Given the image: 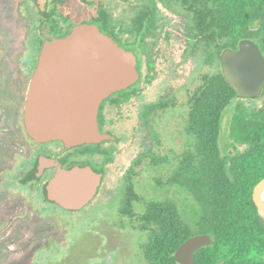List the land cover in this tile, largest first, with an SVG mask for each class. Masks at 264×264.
I'll return each mask as SVG.
<instances>
[{"label": "flooded vegetation", "instance_id": "flooded-vegetation-1", "mask_svg": "<svg viewBox=\"0 0 264 264\" xmlns=\"http://www.w3.org/2000/svg\"><path fill=\"white\" fill-rule=\"evenodd\" d=\"M169 14L183 19L186 17L162 0H0V183L9 185L11 189V194H5L0 184V237L9 230L17 234L23 229L30 231L29 238L20 239L19 254L3 253L5 245L0 244V264H47L64 255L74 241L73 237L95 230L99 223L115 232L137 236L133 230L134 219L130 214L126 216V209L130 207L133 213L140 212L153 196L161 195V192L156 189L155 183L151 195H148V189L141 188L143 172L150 169L147 167L135 181L134 190L125 189L124 183L134 162L142 154L152 152L155 143L150 151L140 154L132 162L123 176L121 191L113 202L93 205L105 187L103 166L114 161V150L105 146L114 148V144L119 142L110 129L109 106L120 108L142 95L140 85H151L156 81L157 64L163 69L164 91L173 87L182 75L177 74L178 53L185 40L192 48L191 56H197L199 46L190 41L189 18L186 17L189 26L184 36L175 24L167 21ZM83 25L98 27L118 45L133 52L139 79L126 90L129 95L125 103L117 106L109 101L104 105V101L100 106L99 129L114 140L71 148L62 141L38 142L27 134L24 122L29 82L46 44L66 38ZM159 41L163 44L160 50L157 48ZM185 93L160 100H182ZM152 104L143 106L141 119L143 110ZM164 139L167 142L166 137ZM76 167H90L103 177L96 197L87 206L80 210H68L50 201L46 185L59 169L70 171ZM158 173L161 175L155 177L163 175ZM16 193H20L21 197ZM141 245L140 242V250Z\"/></svg>", "mask_w": 264, "mask_h": 264}, {"label": "trees", "instance_id": "trees-1", "mask_svg": "<svg viewBox=\"0 0 264 264\" xmlns=\"http://www.w3.org/2000/svg\"><path fill=\"white\" fill-rule=\"evenodd\" d=\"M190 20V41L200 47L203 69L194 84L178 98L159 100L142 113L155 149L142 154L127 173L124 187L135 189L145 167L163 173L154 178L161 195L153 196L140 212L126 209L140 238L146 264H178L175 253L189 238L210 235L212 246L195 254L196 264H264V218L253 200L264 180V90L259 107L242 99L230 124V137L245 147L224 155L222 119L238 99L223 75L221 56L237 50L244 40L257 43L264 55V0H162ZM128 91L107 99L117 106ZM184 109L183 134L187 148L171 160L164 151L158 121L168 112ZM182 196V202L178 199Z\"/></svg>", "mask_w": 264, "mask_h": 264}, {"label": "water", "instance_id": "water-1", "mask_svg": "<svg viewBox=\"0 0 264 264\" xmlns=\"http://www.w3.org/2000/svg\"><path fill=\"white\" fill-rule=\"evenodd\" d=\"M220 62L223 75L239 98L261 96L264 55L257 43L242 41L237 50L225 51ZM138 79L133 52L96 26H80L66 38L46 44L41 52L26 93L27 134L38 142L62 141L68 148L114 140L99 129L100 106ZM102 177L90 167L59 169L47 183L46 192L53 203L80 210L96 197ZM263 189L264 180L256 186L253 200L264 218ZM213 242L207 234L189 238L175 253L177 263L196 264L195 254Z\"/></svg>", "mask_w": 264, "mask_h": 264}, {"label": "rangeland", "instance_id": "rangeland-1", "mask_svg": "<svg viewBox=\"0 0 264 264\" xmlns=\"http://www.w3.org/2000/svg\"><path fill=\"white\" fill-rule=\"evenodd\" d=\"M166 18L167 21L175 24L177 29L186 36L189 26V21L186 17L183 19L180 16L176 17L169 14ZM157 43L159 44L157 48L159 50L162 49L163 44L160 41ZM179 49L177 74L182 73V75L178 82L173 83V87L167 88V92L162 87V66L157 64L156 81L151 85H140V88L143 89L142 95L134 97L120 108L109 106L110 114L108 120L111 123L110 129L114 131V136L119 142L114 144V148L109 145L105 146L106 149L114 150V161L108 162V164L103 166L106 173L105 187H103L101 197L93 206L112 203L121 191L123 176L130 168L132 162L140 154L148 152L154 147V141L150 133L143 127L141 119L143 106L155 103L165 97L170 98L175 95H182L190 87L196 73L204 68V56L200 47L195 57L191 56L192 48L186 44V40ZM241 100V98L236 99L234 105H230L223 115L221 148L224 155L237 154L245 149L244 146L236 144L230 137L231 120L236 106ZM244 101L246 102L243 103L249 108H256L262 104L258 99H245ZM183 117L184 109L182 108L174 113L165 115L158 121V129L164 135V138L166 137L167 139V142H164V151L173 152L171 154L172 161H175V155L180 154L187 148L188 140L182 130ZM158 172L160 171L151 169H146L143 172L140 186L143 190L148 189V195L154 192L152 179L161 175ZM0 184L4 190L3 193L11 194L9 185ZM16 195L21 197L20 193H16ZM178 199L182 202V196L178 195ZM9 200L11 202L14 201L11 197ZM1 231L2 228L0 227V233ZM29 237L30 231L28 229H23L18 234L15 231L13 232V230H9V232L0 237V244L5 245L3 253L7 251L19 254L20 239ZM73 239L74 241L70 243L64 255L47 262V264H146L139 249L140 242L137 236L115 232L114 229L108 228L103 223L96 225L95 230L84 232L78 237H73Z\"/></svg>", "mask_w": 264, "mask_h": 264}, {"label": "bare ground", "instance_id": "bare-ground-1", "mask_svg": "<svg viewBox=\"0 0 264 264\" xmlns=\"http://www.w3.org/2000/svg\"><path fill=\"white\" fill-rule=\"evenodd\" d=\"M261 198H262V200L264 201V189H263L262 192H261Z\"/></svg>", "mask_w": 264, "mask_h": 264}]
</instances>
